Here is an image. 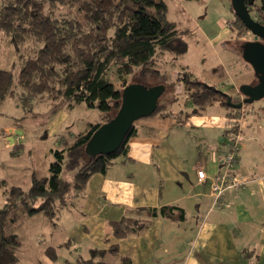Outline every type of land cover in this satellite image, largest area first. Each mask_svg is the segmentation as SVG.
Masks as SVG:
<instances>
[{
  "label": "crops",
  "instance_id": "crops-1",
  "mask_svg": "<svg viewBox=\"0 0 264 264\" xmlns=\"http://www.w3.org/2000/svg\"><path fill=\"white\" fill-rule=\"evenodd\" d=\"M222 3L226 6L225 1ZM222 18L223 30L218 35L236 39L234 33L226 32L224 24L228 20ZM237 43L240 42H235L236 50ZM182 68L195 76L196 71L188 64ZM240 72L232 81V89L225 93L231 98L243 97L239 88L254 84L247 64ZM213 109H208L206 116L189 117L187 121L188 117L180 119V110L171 106L167 111L137 120L126 155L118 157L104 175L90 177L77 196L75 206L76 213L81 214L80 221L67 226L64 242L52 244L55 249H62L63 258L59 253L53 263L40 255L43 249L32 254L22 243L19 264H75L79 258H88L93 249L106 251L107 264H120L121 258L130 259L132 264H264V101L257 108L251 105L239 111L237 171L247 184L243 189L226 192L219 201L211 193V178L222 170V159L233 133L228 132L232 121L223 110ZM66 118L67 114L61 116L60 122ZM5 121L0 126L6 132L4 137L0 135V180L9 186H21L38 172L32 162L27 166L18 161L21 154H29L23 120L18 124L10 119ZM10 138L13 140L9 141ZM200 144L205 145L204 156L198 152ZM178 147L187 150L188 161L169 162L166 154H180ZM1 152L6 155L4 160ZM197 169L206 174L202 183L198 182ZM164 206H178L183 209L184 218L174 215L175 219H150L144 213L141 218L148 225L143 230L120 239L113 236L112 223L136 216L131 210ZM53 231L49 230L50 236ZM111 247H116L113 254L109 253Z\"/></svg>",
  "mask_w": 264,
  "mask_h": 264
},
{
  "label": "trees",
  "instance_id": "trees-1",
  "mask_svg": "<svg viewBox=\"0 0 264 264\" xmlns=\"http://www.w3.org/2000/svg\"><path fill=\"white\" fill-rule=\"evenodd\" d=\"M65 1H81L78 7V11L83 12L81 19L61 22L51 16L52 5L64 4ZM44 5L48 6L49 16L42 13ZM247 7L250 15L257 13L256 17H251L264 25V0H254ZM166 11L163 0H0V29L6 30L14 44L21 45L26 41L43 44L34 57L20 61L16 77L10 71L0 69V111L2 102L13 96L16 84L26 96L21 100L23 109L27 111L43 98L61 99L68 103L70 109L83 103L96 108L102 119V124L90 123L87 129L77 134L62 132L56 149L52 151L49 175L32 174L27 189L7 186L5 180H0V189L5 197L0 208V264H19L21 260L18 250L22 243L9 232L11 223L20 221L21 224L38 214L48 219L51 226L54 225L53 219L80 195L90 177L104 175L118 157L126 155L135 124L116 151L92 156L87 150L95 132L109 122L121 106L122 89L116 88L108 75L112 67L116 69L113 72L116 80L123 82V88L127 84L126 77L134 70H137L134 76L138 78L134 82L148 84L150 80L153 85L163 86V95L152 114L158 113L159 109L167 111V105L161 108L160 101L168 85L174 86V83L168 82L167 74L157 70L156 64L166 52L182 57L187 44L183 32L166 18ZM236 18L237 32L239 28L247 31ZM183 69L181 67L177 73L176 80L182 84L177 82L180 85L177 90L181 92L183 89L188 94L193 113L203 112L216 103L228 107L227 96L213 85L200 81L188 69L182 72V79L178 77ZM231 102L235 103L232 98ZM251 105L244 104L237 109L238 113ZM64 171L74 172V180L62 179ZM131 213L136 216H127L112 223L115 238L143 230L148 225L141 218L144 213L150 219L157 216L175 219L174 215L177 219L184 218V211L178 206L139 208L131 210ZM115 251L116 247H111L109 253ZM45 252L55 263L58 257L54 250L47 247ZM105 255L106 251L93 249L88 258H79L75 264H107ZM120 264L132 263L130 259L121 258Z\"/></svg>",
  "mask_w": 264,
  "mask_h": 264
},
{
  "label": "rangeland",
  "instance_id": "rangeland-1",
  "mask_svg": "<svg viewBox=\"0 0 264 264\" xmlns=\"http://www.w3.org/2000/svg\"><path fill=\"white\" fill-rule=\"evenodd\" d=\"M163 1L167 6L166 18L169 21L174 22L178 26V29L183 32V39L187 44V51L183 57H175L169 52L163 53L162 57H160V60L156 64V68L159 70L162 69V71L166 70L168 82H173L174 86H178L181 83L176 80L177 73L182 66L188 64L190 68L196 71L195 76L200 81L202 80L209 85H213L222 93H228L232 89V81L236 80L239 75L238 73H241L240 71L243 70L244 65L247 64L240 55L243 41L244 39H246L245 41L253 40L252 36L247 31L239 28V32H237L238 26L234 24L233 21L229 20L230 17L233 18L235 16L231 10L230 1ZM223 1L226 2V6L222 3ZM80 4L81 1L70 3L65 1L64 4L56 3L52 5L51 16L53 18L59 19L61 22L70 21L77 18L81 19L83 12L78 11ZM42 13L49 16L50 13L48 11L47 5H44ZM251 15L252 17H256L257 13L252 12ZM221 17H223V21L228 20L224 24L225 30L226 32L228 30L230 33H234L236 39H232L233 41L227 40L229 36L220 37L218 35L222 27L220 23ZM226 41H229L228 44L223 43ZM235 42H240L237 43V45H239L237 50L234 48ZM42 46L43 44L41 42L34 41H26L21 45H15L10 36L6 33V30L0 29V69L10 71L14 77H16L20 68V61L26 58L34 57L42 48ZM247 69L252 70L249 64H247ZM115 70V67L111 68L110 73H108L109 79L115 84L116 88L123 89L121 85L123 82H118L119 80H116L117 78L114 74ZM180 72L181 73L178 74V77L182 79V72H185V70H180ZM135 73H137V70H134L133 74L126 77V85L133 83L137 84L134 82L135 80H138L137 76H134ZM252 73L254 75L253 70ZM219 74L221 76H219ZM254 79L255 80L253 83H256V78L254 77ZM150 82L151 81L149 80L148 84L151 86H156ZM174 86L168 85L169 88L160 101L161 108L163 107L162 105H167L165 109L169 110L172 106L173 110H180L178 117L181 119V116H186L188 117L187 121H190L189 117L197 118L200 116H206L208 114L206 112L208 109L209 111H213V108H215V110H223L224 116L232 121V126L229 127L230 129L228 132L233 133L232 135H235L238 132L236 122L238 120L237 117L239 116V113L237 109L234 110L230 107L226 108L224 105L216 103L207 108L205 111L195 114L193 113V108L189 102L188 94L183 89H181V92L178 91V93L174 95ZM25 97V94L22 93L19 87H17L15 84L13 88V96L6 98L1 104L0 126L3 125V123L6 122L5 120L8 119H10V121H14V123L17 124L23 120V125L26 129V141L28 142V149L26 150H29V154H21V157H19L18 161L20 162V165L27 166L30 165L29 162H32V165L39 173H37L39 176H43L44 174L48 176L49 171L47 170H49L50 163L53 162L52 151L56 149L58 138L61 135L60 132L64 130V127L66 126L65 131H70L71 133L77 134L87 129V126L90 123L93 125L98 123L102 124L101 113L98 109L89 108L84 103L76 106L75 109L69 110L67 102L62 101L61 99L46 100L45 98H43L41 101H37L27 111V109H23L22 105L24 102L21 100V98L25 99ZM242 98L243 97H240V95H235L232 97L233 102L235 103L241 101ZM262 101H264V99L252 103V107L257 108L259 105H261ZM159 110L158 111L161 112L163 109ZM66 114L67 118L60 122L61 116H65ZM115 114H113V117ZM146 118H149V116L140 119L143 120ZM140 119L138 121H140ZM137 122L134 124H137ZM1 129L2 128H0V135H3L4 137L6 132ZM10 145H13V143H9V146ZM177 149L180 154L173 156L170 152L166 154V159L169 162L188 161L187 150L181 147H178ZM204 150L205 145L200 144L198 152L200 154L202 153L204 156ZM1 156L3 160L6 158V155L2 152ZM237 159L238 157L236 156L235 162H238ZM48 162L50 163L47 166ZM61 177L64 180H74V172L64 171ZM29 182L30 179H28V182L24 185H20L24 189H27ZM7 186L9 185L7 184ZM4 202L5 197L2 195V190H0V208ZM71 202V205L56 215V217L53 219L55 224L52 226L47 223L49 222L48 219L36 214L32 217H28L21 224H19L20 221L11 223L9 232H11L13 235L15 234L14 236L21 239L20 242L26 244L27 251L32 254H34V252L38 253L37 251L43 249L42 252H40V255L46 256L45 250L47 249V246H51L48 248H52L57 257L59 253V257H62V249H55L54 246L52 247V244L57 245L58 243L64 242L65 229L72 222L76 221V223H78L80 221L78 216H81V214L76 213L78 209V207L75 206L77 203V198L72 199ZM50 229L54 230L51 236L49 234ZM38 240L40 243H38Z\"/></svg>",
  "mask_w": 264,
  "mask_h": 264
},
{
  "label": "water",
  "instance_id": "water-1",
  "mask_svg": "<svg viewBox=\"0 0 264 264\" xmlns=\"http://www.w3.org/2000/svg\"><path fill=\"white\" fill-rule=\"evenodd\" d=\"M229 1L234 15L253 37V41L243 42L241 56L254 71L256 83L239 88L243 99L238 104L232 103L230 96L220 92L227 96L228 107L240 109L244 104H252L264 99V25L253 19L249 13L247 5H252L254 0ZM163 92V86L140 83L126 85L121 92L120 109L109 122L99 127L89 142L87 150L91 152V155L110 154L116 151L134 123L140 118L150 116L155 111ZM12 140L13 138L9 139V141Z\"/></svg>",
  "mask_w": 264,
  "mask_h": 264
},
{
  "label": "built area",
  "instance_id": "built-area-1",
  "mask_svg": "<svg viewBox=\"0 0 264 264\" xmlns=\"http://www.w3.org/2000/svg\"><path fill=\"white\" fill-rule=\"evenodd\" d=\"M239 145V134H235L228 141L227 152L222 159L221 172L211 178V193L215 201L223 199L226 192L243 189L247 184L239 177L237 162H235ZM196 175L200 183L206 179V174L202 169H197Z\"/></svg>",
  "mask_w": 264,
  "mask_h": 264
},
{
  "label": "clouds",
  "instance_id": "clouds-1",
  "mask_svg": "<svg viewBox=\"0 0 264 264\" xmlns=\"http://www.w3.org/2000/svg\"><path fill=\"white\" fill-rule=\"evenodd\" d=\"M234 17H236V16H234ZM254 19V18H253ZM234 21H235V19H234ZM233 21V22H234ZM248 31V30H247ZM248 33H250L249 31H248ZM251 35V34H250ZM244 42H246V41H244ZM244 106V105H243ZM239 120H240V118H239ZM237 134V133H236ZM231 137H233V135L231 136ZM239 143H240V138H239ZM196 172H197V170H196ZM246 186V185H245Z\"/></svg>",
  "mask_w": 264,
  "mask_h": 264
},
{
  "label": "flooded vegetation",
  "instance_id": "flooded-vegetation-1",
  "mask_svg": "<svg viewBox=\"0 0 264 264\" xmlns=\"http://www.w3.org/2000/svg\"><path fill=\"white\" fill-rule=\"evenodd\" d=\"M252 36V35H251ZM253 38V37H252ZM253 41V40H252Z\"/></svg>",
  "mask_w": 264,
  "mask_h": 264
}]
</instances>
